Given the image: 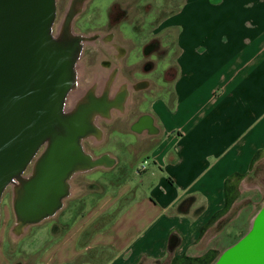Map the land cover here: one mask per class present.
I'll return each instance as SVG.
<instances>
[{
  "label": "crops",
  "instance_id": "obj_1",
  "mask_svg": "<svg viewBox=\"0 0 264 264\" xmlns=\"http://www.w3.org/2000/svg\"><path fill=\"white\" fill-rule=\"evenodd\" d=\"M156 30L168 53L162 59L166 95H155L128 124L148 115L154 131L129 128L135 141L125 143L128 154L140 144V159L130 165L145 175L146 190L138 193L139 180L107 199L98 196L35 264H71L97 248L110 250L105 264H212L258 209L264 194V0H182ZM128 100L130 108L134 99ZM129 190L134 199L79 245L84 229ZM3 240L0 234V264H10Z\"/></svg>",
  "mask_w": 264,
  "mask_h": 264
},
{
  "label": "water",
  "instance_id": "obj_2",
  "mask_svg": "<svg viewBox=\"0 0 264 264\" xmlns=\"http://www.w3.org/2000/svg\"><path fill=\"white\" fill-rule=\"evenodd\" d=\"M87 1L70 4L55 26L57 0H0V201L10 187V232L17 239L64 207L76 175L117 164L107 152L87 151L84 142L93 136L102 140L94 112L124 111L130 92L124 90L110 107L90 97L67 108L77 92L83 45L90 40L73 28ZM147 87L143 81L136 90ZM144 128L154 131L148 115L130 127ZM170 244L175 245L173 236ZM212 264H264V200L245 232Z\"/></svg>",
  "mask_w": 264,
  "mask_h": 264
},
{
  "label": "rangeland",
  "instance_id": "obj_3",
  "mask_svg": "<svg viewBox=\"0 0 264 264\" xmlns=\"http://www.w3.org/2000/svg\"><path fill=\"white\" fill-rule=\"evenodd\" d=\"M69 1L70 0H57L55 26L63 19L66 9L69 6ZM114 1L116 4L112 6L110 4V9H108L110 10V16L111 13L114 15L117 7L125 8L128 12V18L131 21H134L136 24V31L131 28V24H122L120 25L119 30L115 22V24L111 22V25L114 24V29L112 30L116 31L118 39L123 41L124 45L141 46L148 40L150 36V26L147 23L152 20L153 13L152 11L146 13L147 10L150 8L155 9L157 17L153 24L156 25L168 13L175 11L182 0ZM108 2L109 0H90L86 5H84L82 13L78 16L75 24L73 25L74 31L76 33L82 31L85 32L86 35H91L95 32V30H100L102 33H107V26H102V21L106 16L104 8ZM141 3H143L144 6H141ZM122 33L128 38L124 37L123 39ZM138 51L140 50H138L137 47L133 48L131 55L134 53L137 54ZM87 54L88 50L85 51V56H87ZM91 62L92 57H89L87 59V64H84V69L86 70L85 75H89L90 71L92 70ZM136 70L138 71L135 73L134 77L132 76V79L140 78L141 75L139 74V71H141V68L139 66H135L134 68L128 70L130 75H133V71ZM163 70L164 61H161L156 67L155 71L150 73L148 76L150 77L149 79L152 84L151 88L154 89L155 92L152 93L151 98H148L147 102H144V105L137 109H140L147 103H150L155 95L159 96V99H164L166 92L164 91V88H161V86H165L161 79V73L164 75ZM164 79L167 80V78ZM166 88L169 89V83L166 84ZM135 97L140 98L139 95ZM137 109L128 113V117L125 122L118 123L116 121L113 126L123 130L124 132H127V126L130 122V119L135 116L133 113H136ZM108 129L110 130V127H108ZM133 137L134 136L131 133H125L123 135L119 134L116 137L113 136L110 131H106L103 134L102 140L99 142L96 141L94 144V149H91L92 146L90 144L84 143L86 150L94 155H99L104 152L115 155L118 159L117 164L108 170L99 168L88 173L76 175L71 180L72 196L65 201L64 207L53 218L48 219L38 225L29 227L26 233L18 239L14 238L13 234L10 232V226L14 222V215L11 208V189L8 187L4 191L0 201V234L4 235L2 249L5 251L4 254L6 257L11 260L10 264H35L37 257L43 248L47 244L49 245L52 243L51 240L54 239L60 231L61 224L59 222L62 223L69 219L72 216L74 210H76L75 212H79V214L83 213L92 205V202L97 200L98 196H104V198L107 199L110 197V193L120 188V186L128 185L130 183H132V185L136 183L139 184V180H142L144 185L139 184L138 193H142L144 190H146V180L144 179L145 175H137V173L134 171L136 170V167H132L130 165L131 163L140 159V152L139 149H137L140 144L133 146L135 148L133 151L132 148H129V154L127 153V147L125 146V143L132 141ZM141 168H143V166ZM28 171L29 168L27 169V172ZM262 176L263 173H261L260 184L262 185V189L264 191V181H262ZM129 189L131 190V188ZM259 200L260 202L264 200V194L259 197ZM54 225H56L55 230L53 229ZM53 230L57 232L53 233ZM84 264H86V262Z\"/></svg>",
  "mask_w": 264,
  "mask_h": 264
},
{
  "label": "flooded vegetation",
  "instance_id": "obj_4",
  "mask_svg": "<svg viewBox=\"0 0 264 264\" xmlns=\"http://www.w3.org/2000/svg\"><path fill=\"white\" fill-rule=\"evenodd\" d=\"M77 1L78 0H70L69 6L70 4H76ZM89 1L90 0H88L85 5ZM110 4L112 6L115 5L116 2L114 0H109L104 8L106 16L102 21V26L106 25L108 32L102 33L100 30H95L94 33L88 35L90 40L86 41L83 45L81 57L78 62L77 92H75L68 99L67 108L72 109L76 105L87 101L90 97H93L99 101L106 100L110 107V102L113 101L115 97L120 96L122 92L128 88L127 90L130 92L128 101L134 99V104L133 106L131 104V107L129 108L130 103H127L126 106L128 109L126 108L125 112L118 107H113L111 111L117 112V116L115 118L110 116V109L109 114L107 115L100 111H95L93 114L95 124L100 127L104 133L106 131H110L116 133L117 135H123L125 133L128 134L130 126L128 125L127 132H124L120 129H113V124L116 121L118 123L125 122L130 111L132 112L136 110L140 106L144 105V102H147L148 98H151L152 93L155 92V90L151 88L152 84L149 79L150 77L148 76L150 73L155 71L158 64L163 58L166 57L168 53L166 49L162 48L159 31L156 30L159 23L156 25L153 24L157 17L154 8H150L146 12L148 13L152 11L153 13L152 20L147 23L150 26V36L148 40L141 46H128L124 45L123 41L118 39L116 31L112 29H114V24L116 23L118 29L122 24H131V28L135 30L136 24L134 21H131L128 18V12L123 7H117L114 15L111 13L110 16V10H108L110 9ZM141 6H144V4L141 3ZM111 22L115 23L111 25ZM78 33L84 34L85 32L79 31ZM122 36L123 39L124 37L128 38L127 36L123 35V33ZM136 47L140 51H138L137 54L134 53L131 55L133 48ZM86 50H88L87 56H85ZM89 57H92V70L90 71L89 75H85L86 70L84 69V64H87V59ZM135 66H139L141 68V71H139L141 76L140 78L132 79V76L134 77L138 70L133 71V75H130L128 70L134 68ZM163 74L164 75H161V79H163V76L164 78L166 77L167 72H164ZM143 81L148 82V87L136 90L140 87ZM137 95H139L140 98H136L135 96ZM108 127H110V130ZM133 139V141H135V137H133ZM96 141L97 136H93L87 139L84 143L90 144L92 146L91 149H94V144Z\"/></svg>",
  "mask_w": 264,
  "mask_h": 264
},
{
  "label": "trees",
  "instance_id": "obj_5",
  "mask_svg": "<svg viewBox=\"0 0 264 264\" xmlns=\"http://www.w3.org/2000/svg\"><path fill=\"white\" fill-rule=\"evenodd\" d=\"M133 199H134V195L131 191L121 196L117 200L114 209L102 214L100 217L95 219L84 229V231L82 232L79 238V245L84 246L94 232L105 229L113 221V219L119 214V212L126 205H128ZM191 200L192 199L190 198V199H186L185 202L183 201L182 204L179 205L178 209L181 210L182 205L184 203H190ZM94 202H92V204ZM75 211L76 210H74L69 220L62 223L59 222L61 224V228L58 234L55 236V238L52 239L53 241L56 240L58 237H60L69 227V225L76 219V217L80 215L79 212H75ZM55 226L56 225H54L53 227L54 230H55ZM54 230L53 233L57 232ZM110 257H111V253L109 249L106 248L87 249L79 257H77L71 264H79L80 262H81L80 264H84L85 262L86 264H105L110 259Z\"/></svg>",
  "mask_w": 264,
  "mask_h": 264
}]
</instances>
